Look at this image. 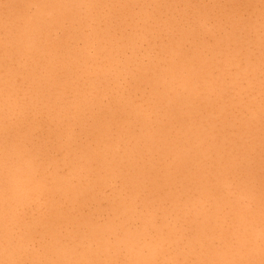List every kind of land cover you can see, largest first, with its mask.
<instances>
[{
  "label": "bare ground",
  "instance_id": "6f19581e",
  "mask_svg": "<svg viewBox=\"0 0 264 264\" xmlns=\"http://www.w3.org/2000/svg\"><path fill=\"white\" fill-rule=\"evenodd\" d=\"M210 1L0 0V264H264V0Z\"/></svg>",
  "mask_w": 264,
  "mask_h": 264
},
{
  "label": "rangeland",
  "instance_id": "374dc122",
  "mask_svg": "<svg viewBox=\"0 0 264 264\" xmlns=\"http://www.w3.org/2000/svg\"><path fill=\"white\" fill-rule=\"evenodd\" d=\"M188 2H189V4H192V5H190L191 7H195V6H197V5H200L201 4V6L203 5H208L211 1L209 0V1H205V0H187ZM194 1V2H193ZM195 1H196V3H195ZM202 2V3H200V2ZM113 2H114V4L117 6V8L118 9H121V8H119L120 7V5H122V4H124V2H125V0H113ZM169 2V4H174V2H173V0H167V3ZM208 2V3H207ZM219 1H215V2H213V3H218ZM226 1L225 0H223V1H220L219 3L220 4H222V5H225L226 3H225ZM240 2H241V4L239 3V8L240 7H242V8H244V6H245V4H246V2H245V0H240ZM242 2H243V4H242ZM120 3V4H119ZM200 3V4H199ZM205 3H207V4H205ZM224 3V4H223ZM110 5H111V3H109ZM183 4V3H182ZM182 4H179L178 5V10H179V12L181 13V15H179L178 17H177V26L178 27H180V26H183L184 25V19H189V18H191L190 16H187V17H183L182 16V13L184 12V10H185V8L187 7V6H185L184 4L182 5ZM228 4H230V3H228ZM233 4V3H232ZM214 5V4H213ZM231 5V4H230ZM229 5V6H230ZM241 5V6H240ZM125 6V5H124ZM211 6H212V4H211ZM228 8V7H227ZM241 8V9H242ZM183 9V10H182ZM245 9V8H244ZM244 9L242 10V11H244ZM249 9V8H248ZM252 9V8H251ZM249 9V12H253L254 10L252 9ZM263 8H261V10H262ZM136 11H137V9H136ZM247 11V10H246ZM243 12V13H246L247 14V12ZM113 13V12H112ZM119 13V12H118ZM242 13V15H243V17L245 18V17H248L246 14H243ZM125 15H127L126 17H122L121 19H120V23H121V25L126 29V32L127 33H132L133 32V27H135V23H137V18H136V16L137 15H135V16H133V15H130V14H126V13H124ZM242 17V18H243ZM244 18H243V20H244ZM247 20V18L245 19V21ZM211 22V21H210ZM212 23V24H211ZM209 25H214V22L212 21ZM133 24H134V26H133ZM130 25V26H129ZM129 26V27H128ZM133 26V27H132ZM133 29V30H132ZM174 30H176V28L174 29ZM177 32H175V34H176ZM168 34H170L169 32H168ZM168 34H166V35H164L165 37H163L164 38V41L165 40H167V39H165L166 37H167V35ZM120 35V32H117V36H119ZM169 37V36H168ZM144 47H146V45H144ZM146 62H148V61H146L145 60V63ZM260 100V101H259ZM258 101L261 103V102H263V104L261 103V106L263 107H261V109H263L264 110V96H259L258 97ZM262 122V124H261V128L263 129V131H264V120L263 121H261ZM255 158H256V162L257 161H259L260 160V157H262V159H264V156L263 155H257V156H254ZM253 158V157H252ZM256 162H251V172L253 173V175L254 174H256V178H255V175H254V180H255V182H256V184L258 183V180H259V185H261V184H263L264 185V182H262V181H264V178H263V175H264V172L262 173V172H260L259 173V171H258V173L256 172L257 170H255V169H257V165H256ZM255 171V172H254ZM262 171H264V168L262 169ZM259 174H260V177H259ZM261 175H262V177H261ZM263 178V179H262ZM256 179H257V181H256ZM261 180V181H260ZM257 184V185H258ZM256 185V186H257ZM258 185V186H259Z\"/></svg>",
  "mask_w": 264,
  "mask_h": 264
}]
</instances>
